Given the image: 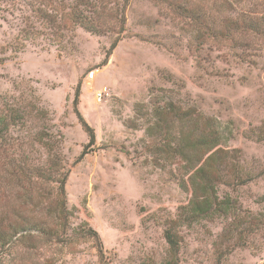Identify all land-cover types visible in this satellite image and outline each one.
<instances>
[{"label":"rangeland","instance_id":"rangeland-1","mask_svg":"<svg viewBox=\"0 0 264 264\" xmlns=\"http://www.w3.org/2000/svg\"><path fill=\"white\" fill-rule=\"evenodd\" d=\"M73 3L0 0V115L24 116L0 138L1 164L23 153L42 161L48 153L41 142L52 145L50 160L67 171L72 238L39 240L34 248L13 243L0 250V264H160L169 258L167 229L178 241L172 264H264V40L200 45L185 17L153 0L97 1L102 33L95 34L62 16ZM234 8L264 14V0ZM38 9L64 27L52 30ZM78 85L77 108L95 137L81 156L88 136L73 110ZM169 103L190 111L200 130L209 124L219 132L220 150L235 156L231 178L249 177L216 187L235 214L184 221L191 195L180 186L186 164L172 151L177 122L166 136L145 130L155 119L151 110ZM41 188L56 199V183ZM88 228L101 241L100 259Z\"/></svg>","mask_w":264,"mask_h":264},{"label":"trees","instance_id":"trees-1","mask_svg":"<svg viewBox=\"0 0 264 264\" xmlns=\"http://www.w3.org/2000/svg\"><path fill=\"white\" fill-rule=\"evenodd\" d=\"M97 1L100 2V0H75V3L69 7V11L62 16L67 17L68 24L79 25L95 34L102 33L99 22H95L99 21L100 10L98 8H102ZM108 1L116 2V0ZM153 1L163 2L165 7L185 17L193 26L194 39L200 45L208 41H227L235 45L232 46L233 48H236L247 36L264 40V14L244 10L236 11L234 8L235 4L244 0ZM123 11L124 9L121 12ZM37 12H39L40 19L44 21L43 23L53 28L52 30L57 31L64 27H61V18L57 19L54 15L47 14L40 9ZM123 20L122 13L120 32L123 31ZM117 41L118 39L112 43L110 49L115 47ZM106 61L107 59H104L102 64H106ZM79 91L78 85L74 92L73 110L88 136L81 156L86 153V148L94 144L95 137L93 129L77 108ZM170 113H172V118L169 117ZM151 114L155 119L152 125L145 128L146 131L151 130L150 135L157 132L164 136L169 135L172 127L170 123L177 122L178 129H175V132L178 134V139L173 144L172 151L186 164L184 166L186 177L180 186L191 195L187 206H184L188 211L187 215H184V221L191 224L201 218L211 217L215 213L224 216L235 214L237 207L234 202L228 197L219 198L216 194V187L220 184H243L249 177L242 175L230 177L228 173L235 165L231 162V158L235 156L220 150L219 132L209 128V124L200 130L199 121L193 118L190 111L181 110L179 107L174 110L171 103L155 106ZM23 119L24 116L18 112L0 115V138L4 139L10 127L21 123ZM32 139L41 141L43 136L40 133H33ZM41 143L48 153V157L42 161H32L24 153L17 156V159L11 157L5 165L1 164L0 159V180L5 185V189H12V193L8 191L5 193L0 186V250L13 243H26L27 247L34 248V243L39 240L63 244L72 240L67 235L70 211L67 208L65 194L67 171H62V166L59 167L57 161L50 160L52 145L46 141ZM229 169L230 171H227ZM51 182L56 183V199L49 196L48 189L41 188L43 184ZM44 217L49 220L50 225L46 224ZM256 218L252 216L249 219L253 228L258 222ZM233 221L231 223L233 231H239L238 234H242L239 222L233 225ZM232 229L230 228L229 232ZM84 234L96 242L100 259L102 244L97 232L88 228ZM164 236L169 245V258L160 264H172L176 261L178 252L177 237L168 229L164 232Z\"/></svg>","mask_w":264,"mask_h":264},{"label":"built area","instance_id":"built-area-1","mask_svg":"<svg viewBox=\"0 0 264 264\" xmlns=\"http://www.w3.org/2000/svg\"><path fill=\"white\" fill-rule=\"evenodd\" d=\"M93 74H94V70H91V71L88 73V77H89V78L93 77ZM103 93H105V88H104L103 90L97 92V96H98V98H101V96L103 95Z\"/></svg>","mask_w":264,"mask_h":264}]
</instances>
